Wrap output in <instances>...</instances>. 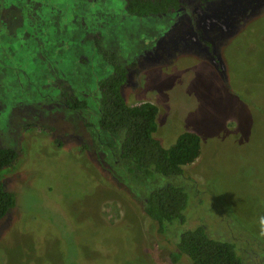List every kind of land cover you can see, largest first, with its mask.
<instances>
[{
	"label": "rangeland",
	"instance_id": "obj_1",
	"mask_svg": "<svg viewBox=\"0 0 264 264\" xmlns=\"http://www.w3.org/2000/svg\"><path fill=\"white\" fill-rule=\"evenodd\" d=\"M120 5L27 1L22 25H0V146L18 155L0 170L15 195L0 220V264H188L175 241L199 225L247 264H264V0H215L196 33L183 17L153 50L165 23L151 27L153 17ZM112 53L127 70L126 102L157 105L164 147L199 134L200 155L182 174L131 171L122 135L99 127ZM67 93L85 108L65 106ZM168 183L188 201L184 222L165 234L143 207Z\"/></svg>",
	"mask_w": 264,
	"mask_h": 264
},
{
	"label": "trees",
	"instance_id": "obj_2",
	"mask_svg": "<svg viewBox=\"0 0 264 264\" xmlns=\"http://www.w3.org/2000/svg\"><path fill=\"white\" fill-rule=\"evenodd\" d=\"M162 2V1H161ZM171 6L177 0H167ZM166 5L149 0H132L128 12L138 15L162 12ZM113 54V53H112ZM114 55V54H113ZM107 56L112 72L99 82V127L111 135H122L120 155L130 160L131 171L144 176L178 175L184 166L194 162L201 152V138L193 131L179 133L174 142L164 147L154 136L157 129L158 107L151 101L130 105L121 92L127 70L119 65L116 56ZM65 104L75 110L85 108L86 102L68 93ZM16 149L0 146V170L17 158ZM188 196L185 190L174 184L153 187L144 198V212L157 224V231L168 233L173 222H184L183 211ZM15 205L13 191L0 181V220ZM177 254L184 256L188 264H247L238 254L233 243L210 236L204 226L183 230L177 242Z\"/></svg>",
	"mask_w": 264,
	"mask_h": 264
},
{
	"label": "flooded vegetation",
	"instance_id": "obj_3",
	"mask_svg": "<svg viewBox=\"0 0 264 264\" xmlns=\"http://www.w3.org/2000/svg\"><path fill=\"white\" fill-rule=\"evenodd\" d=\"M27 1H29L31 8L34 10L40 7L38 6L35 9V7L40 3V0H0V25L3 24V27L5 28L6 32H8L6 30L7 27H10L14 24L15 25L23 24L24 19H23V11L21 7V2L23 5V4H26ZM84 1L86 2V4H93V3H97L102 0H84ZM109 1H113V0H109ZM118 1H120V4H121L120 13H123V14L129 13L128 6H130L132 0H118ZM149 1L163 3L164 5H166V9L162 12H154V13L150 12V13L143 14V15H138L136 13L135 14L129 13V14H132L133 16L139 17V18L145 17L146 20L148 21H150V18L153 17L154 19L153 21H151V27L154 25H157V29L159 25L161 24V22L165 23L163 29L160 28L156 33L152 35L151 42H150L151 46L149 47L150 49L153 50L155 48L154 44L156 45L158 43L159 38L163 37V35L166 34L167 30L170 29V27H172L173 24H176L183 17L187 18L188 25L190 26L192 33H196L195 32L196 25H197V21L199 17H201L203 14L202 12L206 10L205 7L209 8V4L215 0H177L176 5H172V6L169 3H167V0H149ZM33 11L29 14L30 18H32ZM204 15H208V14H203V16ZM163 19H166V20H163ZM10 33L13 34L11 31ZM145 49L148 50L149 48H145ZM152 53L155 54V50ZM116 61L120 63L118 60ZM62 102L64 103L65 106H67L64 102L63 97H62Z\"/></svg>",
	"mask_w": 264,
	"mask_h": 264
}]
</instances>
